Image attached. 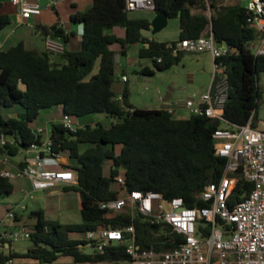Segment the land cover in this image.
Instances as JSON below:
<instances>
[{
	"label": "trees",
	"instance_id": "16d2710c",
	"mask_svg": "<svg viewBox=\"0 0 264 264\" xmlns=\"http://www.w3.org/2000/svg\"><path fill=\"white\" fill-rule=\"evenodd\" d=\"M152 1L153 16L165 12L168 19L178 18L175 40L158 41L142 35L153 16H130L124 0H91L86 10L69 16L70 22L82 26L78 50L65 48L58 55L59 60H53L48 51L29 48L22 41L0 48V105L22 108L17 116L0 115V133L8 140L0 146V153L15 156L39 139L31 123L42 109L59 106L63 114L71 117L103 113L115 119L108 126L86 123L73 132L63 129L60 123H52L50 139L53 152L59 155V166L76 175V183L63 190L76 192L81 221L60 223L46 217L42 209L33 210L28 214L34 220L28 228L31 245L24 252L0 253V260L27 258L51 263L60 256H71L76 263L124 264V246L111 244L102 253L85 252L80 246L86 241L70 236L71 232H86L107 223L113 227L132 223L140 248L153 243L156 249H168L173 245L162 243L164 238L154 235L165 225H153L138 217L131 219L126 214L104 217L99 203L119 194L115 177L121 174L128 190H152L165 198L181 197L189 207L204 206L201 191L205 185L220 180L226 159L215 154L213 132L224 122L204 114L176 118L164 104L157 108L135 107L129 103L126 81L120 92L122 99L117 101L118 93L113 87L116 55H126L129 45L139 43L138 57L148 58L153 69L163 71L177 64L185 53H174L168 44L198 37L210 28L216 42L234 49L222 59L229 84L223 118L242 125L257 112L258 76L264 72V56H255L247 47L256 32L248 25V12L240 2L217 6L215 0ZM208 7L212 10L209 16L205 13ZM9 23L8 16L0 15V29ZM116 26L124 29L123 35L113 32ZM48 31L65 44L72 34L58 23L44 27L43 35ZM115 44L118 50L112 47ZM153 69L143 67L140 73L153 75ZM83 143L87 146L80 150ZM106 162L108 174L104 173ZM251 188V183L239 178L229 204L244 198L241 193ZM12 191L10 178L0 176V199ZM21 218L16 212L13 220Z\"/></svg>",
	"mask_w": 264,
	"mask_h": 264
},
{
	"label": "built area",
	"instance_id": "2783aa9c",
	"mask_svg": "<svg viewBox=\"0 0 264 264\" xmlns=\"http://www.w3.org/2000/svg\"><path fill=\"white\" fill-rule=\"evenodd\" d=\"M43 1L52 4L49 0H11L23 20L40 15ZM124 2L128 12L152 10L154 7L152 0ZM244 6L248 12V25L256 32L247 47L255 56H264V0H247ZM43 42L49 53L60 55L65 51L64 41L51 31L43 35ZM168 46L174 53L207 51L212 56L213 71L207 91L198 100L187 98L183 107L190 114H204L224 122L213 132L215 154L226 159L224 172L217 183H209L201 191L200 198L205 203L201 207L186 206L181 197L165 198L157 191L128 190L122 175L115 177L119 194L99 203L104 217L110 219L126 214L131 219L138 217L153 225H165V229L159 227L154 235L163 237L162 243L173 245L168 249H156L153 243L140 248L132 223L118 227L109 223L99 224L95 229L86 231L83 240L98 253L111 244L124 246L127 254L124 264H264V130L252 126V115L242 125L229 123L223 118L229 84L222 59L234 49L216 42L210 28L198 37L183 38ZM157 60L161 61V58ZM119 80L127 81V75L120 74ZM115 99L121 101V95L118 94ZM176 105V101L170 103L167 111L174 114ZM60 124L63 129L72 132L80 127L68 114L62 115ZM35 131L39 139L24 149L27 156L23 166H15L12 170L1 168L0 176L27 177L31 182V191H45L76 183L74 171L65 167L49 168L60 165L56 159L59 155L52 150L51 132L43 139L45 129L38 127ZM7 141V137L0 133V146ZM4 154L0 158L1 163L8 162L9 156ZM239 178L251 183L252 188L248 192L243 191L240 197L244 198L230 205V195ZM31 191H24L23 199ZM20 207L25 208L22 204ZM15 213L14 208L9 209L5 219H14ZM29 236V229L21 225L12 231L0 229V253L6 249L8 241L29 239ZM11 261L0 260V264Z\"/></svg>",
	"mask_w": 264,
	"mask_h": 264
},
{
	"label": "rangeland",
	"instance_id": "374dc122",
	"mask_svg": "<svg viewBox=\"0 0 264 264\" xmlns=\"http://www.w3.org/2000/svg\"><path fill=\"white\" fill-rule=\"evenodd\" d=\"M89 2L90 0H85ZM245 5L247 0H215L217 6L232 5L236 3ZM60 14L67 21V25L71 26L72 22L68 20L69 12L74 9L70 5V0H65L58 5ZM212 10L208 7L205 13L209 16ZM53 15V13H52ZM130 16L134 17H152L153 12L151 10H136L130 12ZM19 27V26H17ZM1 30V29H0ZM9 30V28H8ZM113 32L117 35H123L124 29L120 26H116ZM178 18H169L167 24L154 33L150 38L158 41H171L175 40L178 36ZM23 30L19 27L17 35H22ZM13 37H15L13 35ZM12 37V38H13ZM81 37L79 35L71 34L69 41L67 42V48L70 50H78L80 48ZM12 43V40L8 41L6 47ZM140 44H131L128 47L127 55H116V68H115V81L113 84L114 89L120 94L124 82L119 80L120 72L126 73L128 81L125 83L129 89L128 100L136 107L147 108L155 107L159 105V95L164 96L167 93H171L174 100L183 102L187 98H194L198 100L199 96L206 92L211 81V75L213 71V64L211 67L210 58L204 57L203 60L208 63L207 66L200 60L198 54H191L185 52L182 59L171 66L170 68L157 71L153 69L152 63L148 58H139L137 51ZM116 50L119 49L118 45H112ZM52 54V53H51ZM59 60L58 55L53 56ZM212 57V56H211ZM199 59V62H198ZM197 60V61H196ZM138 62V63H137ZM140 62V63H139ZM148 65L153 69L154 74H141L140 70L143 66ZM96 68V66H95ZM94 68V69H95ZM124 71V72H123ZM263 73V72H261ZM258 77V108L257 112H260V118H264V80L261 75ZM22 108L19 105L4 108L0 105V115L4 118L14 116L16 112L20 113ZM62 109L59 106L42 109L39 111L36 119L31 123L33 128L41 127L45 129L44 136L51 132L52 122L60 120L62 117ZM73 122L77 124H90L94 125L95 122H99L103 126H108L115 121L113 117L106 116L103 113L88 114L82 117H71ZM256 120V118H255ZM42 137L43 139L45 137ZM87 144H80V150H83ZM66 154V153H64ZM5 155L0 153V158ZM26 153L20 151L15 156L8 158L7 163H2L6 166V169H13V161L24 159ZM16 166V165H15ZM1 168L2 165H1ZM0 168V169H1ZM51 169L61 168L59 165L49 166ZM109 164L106 162L104 165V173L108 174ZM122 173V169L119 170ZM13 183V191L10 195L4 196L0 199V229H4L7 223H16L17 225L26 226L31 228L34 223L33 219L28 217V214L33 210L42 209L46 214V217L57 220L60 223H77L81 221L79 203L77 194L74 191H63L60 187L58 192L46 194V191H31V182L27 177H13L10 178ZM51 190V189H50ZM24 191H31L26 198L23 199ZM24 205L22 209L20 205ZM14 208L15 211L21 215V219L14 222L13 219H5L7 211ZM70 236L73 238H86L85 232H71ZM13 247L17 251H24L31 245L29 239L23 238L18 241H13ZM28 246V247H27ZM86 251H92V247H87ZM25 261V260H18ZM94 264H110L109 262H100Z\"/></svg>",
	"mask_w": 264,
	"mask_h": 264
},
{
	"label": "crops",
	"instance_id": "0c3cea01",
	"mask_svg": "<svg viewBox=\"0 0 264 264\" xmlns=\"http://www.w3.org/2000/svg\"><path fill=\"white\" fill-rule=\"evenodd\" d=\"M30 1H33V0H30ZM49 1L52 2L51 5H48V3H47L48 1L42 2V11H41L40 15H34V16H31L30 18H28L26 20H23V19H21L20 15H19L18 8L15 5H13L11 0H0V15H6L10 19V23L0 30L1 49H6L12 45H15L19 41H22L29 48H34L38 51H44L45 47H44V42H43V28L48 27L49 25H51L53 23H58V24L60 23L66 29L67 32H70V33L72 32L73 35L81 36L80 31H81L82 27L76 23H72L71 26H68L67 21H65L64 18L62 17V15L60 14L58 5H59V3L63 2V1H57V0H49ZM70 5L74 10L69 12L68 20H69V16L71 14L78 12V11H84L88 7H90L91 0L89 2H87L85 0H70ZM52 13H53V15H52ZM17 26H19L23 30V34L21 36L17 35L18 31H19V27H17ZM8 28H9V30H8ZM13 35L15 37H13ZM10 40H12V43L8 47H6V44ZM65 47L67 48V44H65ZM139 47H140V45H139ZM191 54H198L200 56V60L203 61V63H201V65L205 64V66H207L208 63L206 61H204L203 58L209 57L210 58V64L212 67L213 59H212L209 52H207V51L192 52ZM53 56H55V54H53ZM52 59L57 60L56 58H53V57H52ZM198 62H199V59H198ZM143 67H149V66L145 65ZM121 72H120V74H123ZM261 74H262L261 78H262V80H264V72ZM258 78H260V77H258ZM127 81H128V77H127ZM158 99H159V105L158 106L147 107V108H157L161 104L168 106L170 103L176 101V100H174V98H172L171 93H167L164 96L159 95ZM176 102H177V105H176L175 113L173 115L176 118H187L190 115V113L188 112V110L185 107H183L184 101L183 102L176 101ZM129 103H131V102L129 101ZM17 114H18V112H16L14 114V116H17ZM260 115H261L260 112H256V114L252 118L251 124L254 128L264 130V118L263 119L260 118L261 117ZM255 118H256V120H255ZM60 120H56L52 123H60ZM80 125H82V124H80ZM36 128H38V127H36ZM36 128H34V129H36ZM43 136L44 135H42V137ZM21 151L24 152V150H21ZM12 161H13V164H12L13 167H15V165L16 166H23V164H24V159H19L17 161L12 160ZM1 165L3 168H7L6 166H4L0 162V168H1ZM60 187L61 186H59V188ZM63 187L64 186H62L60 188V190L61 189L63 190ZM54 188H50L51 190L50 189L45 190L46 194L49 195V194L55 193V191L58 192L59 189H54ZM68 191H73V190H68ZM45 216H46V214H45ZM17 226H20V225L19 224L17 225L16 223L10 222V223L6 224L5 228L8 229L9 231H12ZM89 246H90L89 243L85 242V244H82L80 246V249L84 250L85 252H88L85 249ZM9 251L24 252L25 250L24 251H17L13 247V243H11L10 245L8 244L6 246V249L3 251V253L7 254ZM18 260H25V261H18ZM97 263H100V262H97ZM9 264H94V263H88V262L87 263H76L71 256H60L57 258V260H55L51 263H41V262H38L36 260L27 259V258H14V259H12V261Z\"/></svg>",
	"mask_w": 264,
	"mask_h": 264
},
{
	"label": "water",
	"instance_id": "95a60500",
	"mask_svg": "<svg viewBox=\"0 0 264 264\" xmlns=\"http://www.w3.org/2000/svg\"><path fill=\"white\" fill-rule=\"evenodd\" d=\"M168 21V17L165 12H157L151 19L150 26L147 29L141 31L142 35L151 37L154 33L162 29Z\"/></svg>",
	"mask_w": 264,
	"mask_h": 264
}]
</instances>
